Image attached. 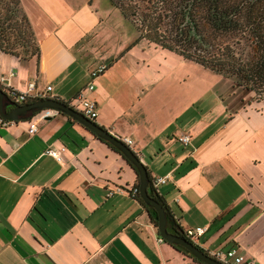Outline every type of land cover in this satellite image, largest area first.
<instances>
[{
	"label": "crops",
	"instance_id": "obj_1",
	"mask_svg": "<svg viewBox=\"0 0 264 264\" xmlns=\"http://www.w3.org/2000/svg\"><path fill=\"white\" fill-rule=\"evenodd\" d=\"M54 1L20 0L37 53L0 50V76L11 70L20 89L30 79L49 83V95L66 102L91 67L106 63L85 91L96 102L91 121L130 138L150 178L166 175L154 187L165 208L182 229L205 227L191 242L204 251L235 246L264 264V116L252 124L264 111H253L256 99L137 39L126 18L109 13V0L94 8L77 0V16ZM114 29L115 44L106 46ZM44 109L23 120L0 117V264H200L157 239L138 192L129 194L138 175L117 148L65 113L48 108L42 116ZM184 133L187 144L177 139ZM48 146H64L60 161Z\"/></svg>",
	"mask_w": 264,
	"mask_h": 264
},
{
	"label": "trees",
	"instance_id": "obj_2",
	"mask_svg": "<svg viewBox=\"0 0 264 264\" xmlns=\"http://www.w3.org/2000/svg\"><path fill=\"white\" fill-rule=\"evenodd\" d=\"M121 1L109 0L133 25L137 31V39L145 38L221 76L231 77L237 85L251 89L256 100L264 102V95L259 92V88L264 86V0H162L166 4L163 16H166L167 21L166 30L161 31L157 22L160 17L146 16L145 7L142 9L140 5L134 6V1H126L124 4H121ZM19 2L20 0H0V50L25 58L37 53V42L25 12L20 10ZM137 8H141L139 17H136ZM17 20L23 22L25 29H20ZM243 26L255 49L252 59L241 62L238 57L234 58L233 54L228 52L209 53L211 48L215 50L216 47L207 40L204 29L209 28L213 33H227ZM31 42H35L32 43V48ZM103 142L110 145L106 141ZM132 168L137 174L136 169L133 166ZM147 191L164 205L161 197L151 186L149 176ZM137 198L147 208L150 219L156 226L157 214L154 208L146 205L141 198ZM165 216L168 230L184 236L182 228L166 208ZM172 245L200 264H205L190 255L183 247Z\"/></svg>",
	"mask_w": 264,
	"mask_h": 264
},
{
	"label": "water",
	"instance_id": "obj_3",
	"mask_svg": "<svg viewBox=\"0 0 264 264\" xmlns=\"http://www.w3.org/2000/svg\"><path fill=\"white\" fill-rule=\"evenodd\" d=\"M43 108H50L65 113L75 120L82 123L91 133L97 137L109 142L117 148L123 156L135 167L138 175V195L148 206L154 208L157 214L156 228L158 234L164 241L170 244L178 245L186 249L190 255L197 258L205 264H223L208 255L186 237L171 232L166 227L165 208L162 203L152 197L147 191L148 173L145 165L140 161L137 154L125 144L122 140L109 133L104 127L96 124L83 116L80 112L68 105L65 101L52 96L37 98L23 103H15L8 98L5 92L0 88V117L9 120H23L32 115L33 112Z\"/></svg>",
	"mask_w": 264,
	"mask_h": 264
},
{
	"label": "built area",
	"instance_id": "obj_4",
	"mask_svg": "<svg viewBox=\"0 0 264 264\" xmlns=\"http://www.w3.org/2000/svg\"><path fill=\"white\" fill-rule=\"evenodd\" d=\"M107 65L105 63H98L94 67H91L88 70V78L85 81L84 85L80 87L77 92L69 98L66 103L73 107L75 110L80 112L86 118L93 120L97 116V108L95 100L88 98L85 95L86 90H91L94 85V79L102 73ZM12 71L9 70L6 77L0 76V88L5 92L10 100L15 103H23L26 100L37 99L48 97L51 86L49 83L44 86L37 85L34 80H27L24 84V88L20 89L11 85L9 77L12 75ZM48 108L44 109L45 112L41 115L49 114ZM36 129V124L34 121H29L27 126V132L32 133ZM109 133H111L116 138L122 140L125 144L129 145L131 140L126 136L119 135L110 129L105 128ZM177 139L182 144H187L189 142L188 134H180L177 136ZM64 146L52 147L48 146L44 149V152L52 156L55 160L60 161L62 159V151ZM166 179V175L153 176L150 178V184L154 188L157 183L163 182ZM111 190H108L109 193ZM138 192L137 186H133L130 189V195H136ZM203 225L196 226H186L182 229L183 235L189 240H194L197 238L204 230ZM159 241L162 240V237L157 238ZM208 255L214 259L220 261L223 264H254L253 260L244 256L242 253L238 252L235 246H230L228 248H215L212 250L205 251Z\"/></svg>",
	"mask_w": 264,
	"mask_h": 264
},
{
	"label": "rangeland",
	"instance_id": "obj_5",
	"mask_svg": "<svg viewBox=\"0 0 264 264\" xmlns=\"http://www.w3.org/2000/svg\"><path fill=\"white\" fill-rule=\"evenodd\" d=\"M60 1L62 2L61 4L65 6V12L75 11L74 15H76V16H77V14L81 13L79 6L75 5L77 0H64V1L59 0V2ZM66 1L69 4H71V7L65 5V4H67ZM126 1H134V3H133L134 6L140 5V7L142 9L145 7L144 13H146V16L149 15V17H151L150 15H152L154 17L155 16L160 17L159 18L160 20H157V22L159 24L158 26L160 28V31L162 29L166 30L167 18H166V16H163L164 7L166 6L165 2H162V0H158V2H156L155 0H151V1L150 0H122L120 3L124 4ZM54 3L58 4V0H55ZM263 3H264V1H263ZM91 4H92L91 7L94 8V7H96V5L97 6L99 5V0H93ZM20 5H21V2H19V6ZM84 5H88V3L85 2ZM146 6H147V8H146ZM21 7H22V5L20 6V10L22 12L23 7L22 8ZM39 9H40V11H42V8L40 7V5H39ZM140 9L137 8L136 17H139V14H141ZM263 10H264V8H263ZM98 12H99V10H98ZM54 13H56V15H59V12H57V11H55ZM87 13H89L88 10H87ZM109 13L115 14L118 16L120 15V12H119V10L116 9V7L110 9ZM32 14H34V13H32ZM154 20H156V19H154ZM17 21H18V26H20V29H22V30L25 29V25L23 24V22H21L20 20H17ZM111 31H112V34L110 33V37L107 40L108 44L106 46H109V45L113 46V44H115V40L113 39V33H115L114 35L116 36L117 35L116 33L119 32L120 29H116V30L114 29ZM204 33H205V36L207 37V40L211 43V45L216 47L215 50H213V48H211L209 53H212V52H214V53H217V52L227 53L228 52V53L233 54L234 58L238 57V60L241 62L248 61V60L252 59L253 54L255 53V49L252 45L251 39H250L248 32L246 31V28L244 26L241 28H238V30H236V31L227 32V33H224V32L223 33H216V32L213 33L212 30L207 28V29H204ZM23 34L25 35V33H23ZM32 43L35 44V42H31V48L33 47ZM150 43L151 42L147 40L146 44L148 45ZM102 63H104V62H102ZM174 74L176 75V72H174ZM222 77L223 78L221 79V82L223 84L227 85V89L229 87H231V85H232L233 87L237 88L238 93H242L244 96L248 95L250 98L254 97V93L251 89H247V88L241 87L240 85H237L231 77H226V76H222ZM87 78H86V80H87ZM84 83H83V85H84ZM259 89H260L259 92L262 95H264V86H261ZM252 103L254 105L252 107L253 111H259L260 109H262L264 111V102L263 101L255 100ZM263 116H264V114L258 115V118L254 119L252 121V124L254 126H259L261 124V120L263 119ZM104 128H106V127H104ZM261 133L264 136V125L263 124H262ZM258 141H260V145H262V144L264 145V139L262 137H258Z\"/></svg>",
	"mask_w": 264,
	"mask_h": 264
}]
</instances>
